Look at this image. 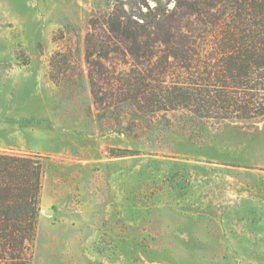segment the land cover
Returning <instances> with one entry per match:
<instances>
[{
    "label": "rangeland",
    "instance_id": "rangeland-1",
    "mask_svg": "<svg viewBox=\"0 0 264 264\" xmlns=\"http://www.w3.org/2000/svg\"><path fill=\"white\" fill-rule=\"evenodd\" d=\"M116 0H0V154L44 164L30 264H264V116L151 111L85 60ZM112 58V59H111Z\"/></svg>",
    "mask_w": 264,
    "mask_h": 264
},
{
    "label": "trees",
    "instance_id": "trees-1",
    "mask_svg": "<svg viewBox=\"0 0 264 264\" xmlns=\"http://www.w3.org/2000/svg\"><path fill=\"white\" fill-rule=\"evenodd\" d=\"M85 60L121 55L111 90L151 111L187 110L202 118L264 116V0H116L91 18ZM112 59V58H111ZM44 164L0 154V264H30Z\"/></svg>",
    "mask_w": 264,
    "mask_h": 264
}]
</instances>
